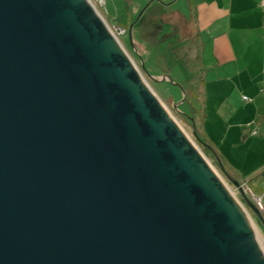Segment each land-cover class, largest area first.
Wrapping results in <instances>:
<instances>
[{"label": "water", "instance_id": "95a60500", "mask_svg": "<svg viewBox=\"0 0 264 264\" xmlns=\"http://www.w3.org/2000/svg\"><path fill=\"white\" fill-rule=\"evenodd\" d=\"M95 13L86 0H0V264H264L243 212Z\"/></svg>", "mask_w": 264, "mask_h": 264}, {"label": "rangeland", "instance_id": "374dc122", "mask_svg": "<svg viewBox=\"0 0 264 264\" xmlns=\"http://www.w3.org/2000/svg\"><path fill=\"white\" fill-rule=\"evenodd\" d=\"M91 1L113 32L118 25L128 28L127 30L121 27L126 29L128 34L123 37L116 34L117 38L172 116L208 158L245 208L264 242L262 225L246 204L242 203L240 190L221 171L216 159L218 155L221 157L227 173L240 182L248 197L251 198L248 189L256 197L264 194V116L256 114L253 101L243 100L244 95L252 100V89L242 87L238 82L221 80V87L207 90L202 87L199 78L191 73L189 65H185L177 56L178 48L182 47L181 40L176 39L174 33L166 37L170 28L168 23L175 22L173 14L176 10L188 16L190 8L187 0H106L105 8ZM151 2V7L145 10ZM131 25H134V48L129 32ZM158 26H161L160 30L164 28L163 32H159ZM185 43L189 44L188 41ZM165 76L170 78L165 80ZM205 76L212 77L208 72ZM192 83L196 86L197 95L194 97ZM213 90L216 93H213ZM223 100L232 107L233 114L224 116L216 113L219 102ZM176 104H180L178 109ZM183 113L191 116L194 124ZM250 124L260 127V136L251 134ZM199 139L212 146V149L203 145ZM261 245L263 251L264 243L261 242Z\"/></svg>", "mask_w": 264, "mask_h": 264}, {"label": "crops", "instance_id": "0c3cea01", "mask_svg": "<svg viewBox=\"0 0 264 264\" xmlns=\"http://www.w3.org/2000/svg\"><path fill=\"white\" fill-rule=\"evenodd\" d=\"M187 2L190 8L188 16L176 10V13L173 12L175 22L168 23L170 28L166 37L174 33L176 39L181 40L182 47L178 48L177 56L185 65H189L191 73L199 78L202 87L207 90L221 87L219 86L221 80L238 82V85L252 89V100L245 95L243 97H247L249 102L253 101L258 116H264L262 0H187ZM151 4L152 2L145 10L151 7ZM160 28L161 26H158L161 33L164 28L162 27V30ZM185 41L189 44L187 45ZM206 72L212 77L205 76ZM192 87L194 88L192 92L195 93L193 96H196L195 83H192ZM212 92L216 93L215 90ZM219 103L216 113L224 116L233 114L232 107L226 101ZM253 125H249L250 130L257 127L261 135L260 127L257 124Z\"/></svg>", "mask_w": 264, "mask_h": 264}, {"label": "bare ground", "instance_id": "6f19581e", "mask_svg": "<svg viewBox=\"0 0 264 264\" xmlns=\"http://www.w3.org/2000/svg\"><path fill=\"white\" fill-rule=\"evenodd\" d=\"M88 5H93L92 1H88L86 0ZM95 7V6H94ZM96 8V7H95ZM97 10V9H96ZM97 16L99 13V11L97 10ZM107 28L109 29L108 25H106ZM109 32L113 35V37L115 38V41L118 45V47L120 48V50L128 57L123 45L121 44V42L119 41V39L117 38L116 34L117 31H112L111 29H109ZM130 62H132L131 58H128ZM134 61V60H133ZM134 63V62H133ZM142 78V82L143 84L147 87V89L149 90L150 93H152L154 95V97L157 99V101L160 103V105H162V107L165 109L168 118L170 120L173 121V123H175V125L177 124L181 133L184 135V137L190 142V144L194 147V149L196 150V152L198 153V155L201 157V159L204 161V163L207 165V167L209 168V170L211 171V173H213L216 178L219 180V182L221 183V185L224 187L225 191L229 194V196L232 198V200L235 202V204L238 206V208L243 212V214L245 215L246 219L249 221V223L251 224V226L253 227V229L255 230L256 234L259 236V239L262 243L263 240L260 237V234L257 230V227L255 226V224L253 223L250 215L247 213V211L245 210V208L242 206V204L239 202V200L237 199V197L233 194V192L230 190L229 186L226 184V182L222 179V177L220 176V174L218 173V171L214 168V166L211 164V162L208 160V158L203 154V152L199 149V147L195 144V142H193V140L190 138V136L187 134V132L184 130V128L179 124V122L172 116V114L170 113V111L168 110V108L165 106V104L161 101V99L155 94L154 90L151 88V86L148 84V82L145 80L144 77ZM264 254V250L262 251Z\"/></svg>", "mask_w": 264, "mask_h": 264}, {"label": "built area", "instance_id": "2783aa9c", "mask_svg": "<svg viewBox=\"0 0 264 264\" xmlns=\"http://www.w3.org/2000/svg\"><path fill=\"white\" fill-rule=\"evenodd\" d=\"M95 4H98L102 7L105 8V5H106V0H93ZM261 8H262V11L264 13V0H262L261 2ZM115 31H117V35L119 34L121 37L125 36L127 34V30L126 29H123L121 27H116L115 28ZM243 99L245 101H249V99L247 97H243ZM251 134L253 136H259L260 135V130L259 128H255V127H252L251 129ZM246 184V183H245ZM247 186V185H246ZM250 194H251V199L252 201L254 202L255 206L257 207V209L260 211V213L263 215L264 217V194L261 196V197H256L252 191L250 189H248Z\"/></svg>", "mask_w": 264, "mask_h": 264}, {"label": "trees", "instance_id": "16d2710c", "mask_svg": "<svg viewBox=\"0 0 264 264\" xmlns=\"http://www.w3.org/2000/svg\"><path fill=\"white\" fill-rule=\"evenodd\" d=\"M119 27H123V28H127V27H124V26H122V25H118ZM128 30V29H127ZM127 34H128V31H127ZM193 94H195L194 93V91L192 92V95ZM194 97V96H193ZM192 123V122H191ZM194 124V123H193ZM196 129V128H195ZM199 138V137H198ZM200 140V142L203 144V145H205L207 148H209L208 146H210V145H207V144H205V142L204 141H202L201 139H199ZM210 148L212 149V146H210ZM219 156V155H218ZM219 159H220V161L222 160L221 159V157L219 156L218 157ZM263 174V176H264V172L262 173ZM242 203H244L243 201H242Z\"/></svg>", "mask_w": 264, "mask_h": 264}, {"label": "flooded vegetation", "instance_id": "af4514ba", "mask_svg": "<svg viewBox=\"0 0 264 264\" xmlns=\"http://www.w3.org/2000/svg\"><path fill=\"white\" fill-rule=\"evenodd\" d=\"M143 63H144V62H143ZM144 68H145V67H144ZM183 114H184V113H183ZM184 115H185V114H184ZM185 116H186V117L189 119V121L192 122V124H193V121H192V119H191V116H189V115H188V116L185 115ZM259 223H260V222H259ZM260 224H261V223H260ZM263 230H264V229H263Z\"/></svg>", "mask_w": 264, "mask_h": 264}]
</instances>
